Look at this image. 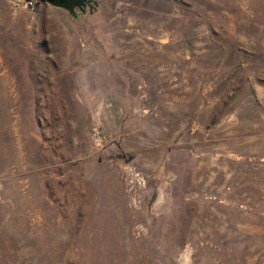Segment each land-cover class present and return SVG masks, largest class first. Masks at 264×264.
<instances>
[{
    "label": "rangeland",
    "instance_id": "1",
    "mask_svg": "<svg viewBox=\"0 0 264 264\" xmlns=\"http://www.w3.org/2000/svg\"><path fill=\"white\" fill-rule=\"evenodd\" d=\"M94 1L0 0V264H264V0Z\"/></svg>",
    "mask_w": 264,
    "mask_h": 264
},
{
    "label": "water",
    "instance_id": "2",
    "mask_svg": "<svg viewBox=\"0 0 264 264\" xmlns=\"http://www.w3.org/2000/svg\"><path fill=\"white\" fill-rule=\"evenodd\" d=\"M48 3L53 4L55 6L62 7L70 12H74V10L81 5L84 1H89L90 8L96 7L98 3L94 0H46ZM92 12V10H91Z\"/></svg>",
    "mask_w": 264,
    "mask_h": 264
},
{
    "label": "built area",
    "instance_id": "3",
    "mask_svg": "<svg viewBox=\"0 0 264 264\" xmlns=\"http://www.w3.org/2000/svg\"><path fill=\"white\" fill-rule=\"evenodd\" d=\"M27 1H28V5H30L32 8H34L36 6V4L34 2L29 1V0H27ZM94 137H95L96 141H100L101 138H102V136H101V134L99 132H96Z\"/></svg>",
    "mask_w": 264,
    "mask_h": 264
},
{
    "label": "flooded vegetation",
    "instance_id": "4",
    "mask_svg": "<svg viewBox=\"0 0 264 264\" xmlns=\"http://www.w3.org/2000/svg\"><path fill=\"white\" fill-rule=\"evenodd\" d=\"M89 1H84L81 5H79L77 8H84L85 6L89 5Z\"/></svg>",
    "mask_w": 264,
    "mask_h": 264
},
{
    "label": "trees",
    "instance_id": "5",
    "mask_svg": "<svg viewBox=\"0 0 264 264\" xmlns=\"http://www.w3.org/2000/svg\"><path fill=\"white\" fill-rule=\"evenodd\" d=\"M29 1L34 2L36 5L39 3L38 0H29Z\"/></svg>",
    "mask_w": 264,
    "mask_h": 264
}]
</instances>
